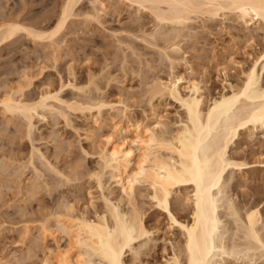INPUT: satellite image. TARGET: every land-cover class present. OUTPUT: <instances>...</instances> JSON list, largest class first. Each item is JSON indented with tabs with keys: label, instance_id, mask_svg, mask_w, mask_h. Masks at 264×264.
<instances>
[{
	"label": "rangeland",
	"instance_id": "1",
	"mask_svg": "<svg viewBox=\"0 0 264 264\" xmlns=\"http://www.w3.org/2000/svg\"><path fill=\"white\" fill-rule=\"evenodd\" d=\"M63 1L1 0L0 25L18 20L28 28L35 24L53 28ZM94 7L98 12L95 16ZM74 12L76 16L69 19L68 26L53 40H36L20 31L15 39L0 43V164H11L8 168L5 164L7 172L0 175V264H58L55 253L68 246L69 240L55 225L61 213L56 218L52 213L51 219L54 217L56 221L51 220V210H62L65 215L67 205L76 217L82 214L95 219V215L105 211L107 200L125 214L134 205L141 208L147 229L151 230L150 235L138 238L126 249L125 264H168L174 246L183 240L179 228L154 205L148 184L137 183L131 199L116 186V172L106 166L107 153L125 142L124 146L133 148L138 155L133 129L136 125H140V130L156 127V134L166 139L182 126L186 118L180 104L166 93H150L158 80L183 78L180 83L183 90L198 81L206 96L204 107L215 96L229 92L231 85H241L246 72L259 59L264 45V22L247 25L232 11L221 12L216 18L193 15L188 26L180 30L188 36L178 37L181 50L172 54L180 58L172 67L163 56L161 45L163 36L177 25L157 26L151 12L127 0H84ZM174 29L172 33L178 30ZM153 31L157 32L156 43L162 42H158L160 46L148 45L142 37L137 39ZM131 37L134 44L129 42ZM57 92L60 98L78 104L79 108L64 105L57 113L45 111L46 118L36 116L32 137L27 134L28 126L22 115L12 116L2 110L1 102L9 94L16 93V98L21 94L19 99L36 102L46 93ZM94 100L104 104L101 110L88 106L94 105ZM241 132L240 141L231 145L230 155L248 162L250 168L237 170L233 175L237 187L223 192L240 204L254 192H264V130ZM32 152L40 156L33 159ZM30 158L34 165H28ZM22 163L24 168H19ZM133 168L135 165H130L127 172ZM96 174L101 176V186ZM181 190L172 193L171 207L178 217L190 220L192 207L186 196H191L192 189ZM261 204L264 210V198ZM43 221L50 232L44 230ZM40 225L44 232L40 233ZM256 258L259 264H264L263 258L259 255ZM92 260L98 263L99 258ZM245 260L240 258L238 262L250 264ZM231 261L234 263L229 257L227 262L232 264Z\"/></svg>",
	"mask_w": 264,
	"mask_h": 264
},
{
	"label": "bare ground",
	"instance_id": "2",
	"mask_svg": "<svg viewBox=\"0 0 264 264\" xmlns=\"http://www.w3.org/2000/svg\"><path fill=\"white\" fill-rule=\"evenodd\" d=\"M83 1L64 0L61 9L59 8L61 11L57 23L53 28L45 29V27L38 24L28 28L18 23V20L17 23H14L12 20L13 23L1 24L0 43L15 39V36L20 31H26L28 36L36 40L55 39L68 26L69 19L74 15L76 16L74 9L82 4ZM127 1L144 11L151 12L158 22L157 26H160V24H162V27L168 26V28H170L169 25H177L178 28L181 26V29L175 26L178 30L174 33H172L174 28L171 27L170 31L172 30V32L168 33L167 36H163V43L157 39L160 44L162 43L163 56L170 61L172 67L173 64L175 65L177 59L180 58L176 59L172 54L181 50L178 37L180 35L183 37L188 36V34H181L180 30H183L182 28H185L189 21L194 18L193 15H196V17L204 15L208 16V18H216L221 15V12L225 14L224 12L232 11L236 12V15L247 25L249 23L264 22V0ZM93 9L95 12V7ZM94 12L93 16L98 14V12ZM92 15L89 14V17H92ZM176 29L174 30L176 31ZM153 32H150L151 34L147 33V37L150 40L146 36L144 38V35H139V38L137 36L138 33L135 36L138 37L137 39H141L142 37L147 41L148 45L152 44L154 45L153 47L160 46L158 42L156 43L155 39L157 32L156 34L155 31ZM165 32L167 33V30ZM160 37L162 38L161 35ZM132 39L131 37L129 39L131 41L129 42L134 44V40L132 41ZM151 39L155 42L151 41ZM263 78L264 45L259 59L246 72L242 84L237 85L238 87L231 85L229 92L215 96L208 107H204L206 96L202 93L203 89H201L198 81L191 82L183 90L180 85L183 78L160 79L150 89V93L152 95H164L166 93L180 104L186 118L182 126L179 127L175 134H172L170 139H166L156 134V127L140 130V125H136L133 129L136 132L134 143H138V149L140 150L138 155H135L133 148L124 146L125 142L117 146L115 145L112 151L107 153L108 162L106 166L114 169V172H116L114 173L116 186L120 187L131 199L135 196L137 183L148 184L153 192L152 199L154 200V205L156 204L158 208L167 213L171 224L179 228L183 240L180 245L178 244L179 247L178 245L174 246L173 243L174 255L171 258L173 261L170 259L168 261L170 263L168 264L172 262L174 264H230L227 262L229 257L231 260L234 259V263L231 261L232 264H240L238 262L240 258L246 259L250 264H259L256 258L257 255L261 259H264V210L260 208L264 192H254L242 204L231 198L229 194H223L229 188L237 187V184L234 183L235 177L233 176L237 170L243 171L250 168L248 162H243L244 160L241 161L237 159L238 157L233 158L230 155L231 145L236 143L237 140L240 141L241 131L243 130H246V132H253L259 128L264 130ZM68 85L74 86L72 83H68ZM17 92H20V90ZM16 93L14 94L16 95ZM14 94H9L3 101L1 100V104L3 105L2 110H4V113H10L12 116L22 115V119H25L28 126L27 134L29 133V137H32L30 133L33 129V119L36 116L46 118L45 111L48 113L56 111L57 113V110L59 108L63 109L64 105H67V108H74L75 105V103L72 104L68 100L65 101L60 98L58 92L56 94L46 93L36 102L30 101L28 98L27 101H23L22 98H18L21 94L17 98L16 96L14 97ZM51 99L54 101L53 103H49ZM84 103L86 104L87 102ZM75 106L79 108L78 104ZM88 106L101 110L104 104L98 100L94 105L88 104ZM156 124L157 126L161 125L160 122H156ZM36 155L38 154L34 152L32 155L33 159ZM135 158L136 161H134ZM30 162L28 165L33 164L31 158ZM24 163L18 165L19 168ZM1 164L0 175L7 172L6 166L8 165V168L10 163H5L6 166L5 164ZM130 165H135V168L127 172ZM50 170L52 171V168ZM4 176L2 177L4 178ZM96 177L101 186L100 174H96ZM69 180L67 178V181ZM7 184L9 185V181ZM52 184L56 185L54 182ZM242 186L240 187L239 185V188H242ZM183 188L185 190L192 189L190 190L191 196H186V199L190 200L187 201L188 203L191 202L192 207L190 220L178 217L175 213L176 211L174 212L171 207L170 198H172V193L175 190L179 191ZM60 205L62 204L60 203ZM106 205L105 211L100 215L97 213L98 215H95V219H88V217L86 218L82 214L76 217V214L73 215L71 212L72 209L70 207V210L67 209V205L65 208L68 213L65 215L62 214V210H56V213L50 209L51 213L47 212L50 216L49 219L52 218V215L56 218V214L58 216L59 212L62 214H59L56 218L57 223L54 224L59 228L60 233L62 232L66 235L69 240H67L69 242L68 246L66 245L63 249H59L55 253L56 256L54 255L57 258L58 264H125L124 255L128 252L126 249L133 246L132 243L138 240V238L150 235L151 230L147 229L141 208L134 205L131 208V212L125 214L115 204L110 203V200H107ZM222 207L224 210L221 211ZM66 210L64 209V211ZM44 218L47 221L46 217ZM223 218H226V220ZM51 220H55L54 217ZM46 223L43 225L44 230L47 231L48 229L49 231L48 225L45 226ZM43 226H41L40 233L43 230ZM175 251H178V253ZM92 257L99 258L98 263H94ZM246 260L245 262H247Z\"/></svg>",
	"mask_w": 264,
	"mask_h": 264
}]
</instances>
